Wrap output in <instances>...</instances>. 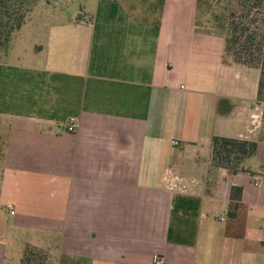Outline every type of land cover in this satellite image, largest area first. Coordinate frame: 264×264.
<instances>
[{
    "label": "crops",
    "instance_id": "1",
    "mask_svg": "<svg viewBox=\"0 0 264 264\" xmlns=\"http://www.w3.org/2000/svg\"><path fill=\"white\" fill-rule=\"evenodd\" d=\"M118 2L42 29L44 65L0 62V264H264L261 72L224 62L199 0L158 26ZM214 136L258 142L254 174L212 172Z\"/></svg>",
    "mask_w": 264,
    "mask_h": 264
},
{
    "label": "trees",
    "instance_id": "2",
    "mask_svg": "<svg viewBox=\"0 0 264 264\" xmlns=\"http://www.w3.org/2000/svg\"><path fill=\"white\" fill-rule=\"evenodd\" d=\"M115 1L122 2L138 23L145 25L154 21L157 26L161 23L166 3V0ZM51 2L52 0H0V53L4 51V55L9 54V45L14 35L24 29L34 10L40 5H50ZM203 3V0H199L200 12ZM217 31L218 36L225 38L224 62L243 65L261 72L257 103L262 106L264 104V0H228L227 22L218 26ZM2 61L0 57V62ZM258 145V142L214 136L212 172L225 169L230 176L240 173L254 174L249 163L257 156ZM8 146L9 134L4 132L0 123V156L4 164ZM242 195V187L232 188V200L239 203ZM41 252L43 250L27 245L21 264H24L27 253H33L32 257L27 259L32 262L33 257L36 258Z\"/></svg>",
    "mask_w": 264,
    "mask_h": 264
},
{
    "label": "rangeland",
    "instance_id": "3",
    "mask_svg": "<svg viewBox=\"0 0 264 264\" xmlns=\"http://www.w3.org/2000/svg\"><path fill=\"white\" fill-rule=\"evenodd\" d=\"M94 1L95 0H52L50 5H40L34 10V13L29 18L24 29L14 35L9 45L10 53L4 55L3 51L0 53V57H2L3 61H9L12 64L14 63L26 67L44 65L45 54L39 51V47L45 45L47 37L46 31L41 32V30L47 26L52 27L53 25H55V27L65 26V28H67L66 24L70 23V20L80 17L79 12L81 10L86 9L88 12H91V8L94 7ZM203 2L204 5L199 15L200 23L203 24L205 28L204 31L219 35L217 31L218 26L225 25L227 22L228 0H203ZM36 28H39L38 31H40L38 35L36 33L38 32ZM222 31H224V29ZM39 34H41V36ZM69 40L70 39L65 37L64 45H66ZM262 112V124L264 125V104L262 105ZM1 139L3 140V138ZM3 168L4 160L0 156V174ZM9 239L12 250L14 251L12 258H15V255L18 257L21 247H19L14 239ZM43 252L37 254L36 258L33 257L32 262H29L27 259L32 257L33 253H27L24 258V264H51L49 255Z\"/></svg>",
    "mask_w": 264,
    "mask_h": 264
},
{
    "label": "built area",
    "instance_id": "4",
    "mask_svg": "<svg viewBox=\"0 0 264 264\" xmlns=\"http://www.w3.org/2000/svg\"><path fill=\"white\" fill-rule=\"evenodd\" d=\"M75 127H76L75 121L72 120V121L70 122V125H69V127H68V130H69L70 132H74V131H75ZM174 145L177 146V145H179V143H178V142H175ZM261 182H262V178H260V177H256V178H255V183H256L257 186H260ZM154 264H166V260H165V258H164L163 256H161V255H156V256L154 257Z\"/></svg>",
    "mask_w": 264,
    "mask_h": 264
}]
</instances>
